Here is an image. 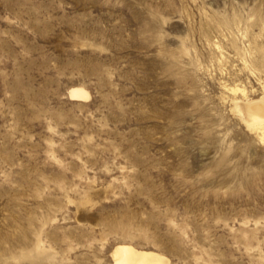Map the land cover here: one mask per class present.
<instances>
[{
  "label": "rangeland",
  "instance_id": "374dc122",
  "mask_svg": "<svg viewBox=\"0 0 264 264\" xmlns=\"http://www.w3.org/2000/svg\"><path fill=\"white\" fill-rule=\"evenodd\" d=\"M263 84L264 0H0V264H264Z\"/></svg>",
  "mask_w": 264,
  "mask_h": 264
},
{
  "label": "bare ground",
  "instance_id": "6f19581e",
  "mask_svg": "<svg viewBox=\"0 0 264 264\" xmlns=\"http://www.w3.org/2000/svg\"><path fill=\"white\" fill-rule=\"evenodd\" d=\"M232 94L241 92L243 97L238 100L232 97L231 111L235 112L247 130L253 133L264 145V84L259 99L247 97L244 89L229 88ZM70 98L81 100L89 97L82 89L73 88L69 91ZM113 264H167L168 259L163 255L146 250H139L128 244L116 245L110 252Z\"/></svg>",
  "mask_w": 264,
  "mask_h": 264
}]
</instances>
